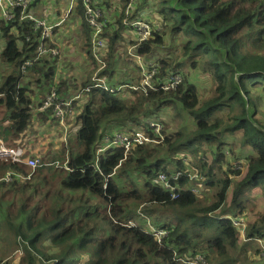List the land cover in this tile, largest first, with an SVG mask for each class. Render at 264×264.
I'll list each match as a JSON object with an SVG mask.
<instances>
[{
	"label": "trees",
	"instance_id": "16d2710c",
	"mask_svg": "<svg viewBox=\"0 0 264 264\" xmlns=\"http://www.w3.org/2000/svg\"><path fill=\"white\" fill-rule=\"evenodd\" d=\"M81 1L77 2L79 9ZM111 1L123 10L130 2ZM147 1L137 0L135 9ZM153 1L150 13L163 40L155 32L143 43L139 55H149V43L153 39L163 43L168 34L181 43L182 58L190 61L192 68L209 74L215 97L201 104L197 88L186 80L170 91L149 90L145 94L127 88L131 97L125 99L101 89L86 94L83 105L77 107L76 124L80 126L73 136L69 134L67 144L62 142L69 168H62L63 178L51 181L34 173L26 181H0V242L6 246L18 242L28 257L23 264H37L38 260L50 264H186V258L199 254L210 264H227L240 235L226 217L246 212L253 189L264 193V0ZM37 4L38 0L25 11L13 9L10 21L0 16V107L4 109L0 123H9L0 125V132L12 138L24 134L35 116L47 121L53 113L50 108L39 111L44 98L36 110L34 105L35 96L50 91L57 71L55 57L37 56L39 32L31 21L22 20L30 12L37 16ZM122 17L123 11L117 22L119 30L124 29ZM103 37L108 38L109 53L101 75L110 78L119 34L104 33ZM28 61L30 66L23 70ZM161 65L159 80L178 72L179 65L166 61ZM140 82L138 77L135 83ZM63 86L55 89L62 96ZM171 104L192 119L195 129L190 137H168L163 120V144L139 146L127 156L120 147L97 155L114 129H145L149 119L161 118L162 110ZM217 112L221 116L213 120ZM238 131L242 132L241 146L254 152L248 157L249 168L242 181L227 177L224 168L230 162L222 154L209 165L201 158L200 166H195L205 179L204 186L214 190L212 203L204 204L192 194L187 179L180 180L174 199L158 184L160 173L184 171L179 159L161 160L160 148L167 146L173 155L189 152L194 156L203 144L219 151L226 145L225 134ZM229 148L235 154L237 144ZM9 170L28 174L15 164L0 163V178ZM231 187L232 204L226 208ZM140 208L145 215L141 210L137 213ZM134 211L144 221L142 215L155 218V228L169 231L161 246L135 221ZM133 221L139 226H130ZM246 238L264 243V212L248 226Z\"/></svg>",
	"mask_w": 264,
	"mask_h": 264
},
{
	"label": "built area",
	"instance_id": "2783aa9c",
	"mask_svg": "<svg viewBox=\"0 0 264 264\" xmlns=\"http://www.w3.org/2000/svg\"><path fill=\"white\" fill-rule=\"evenodd\" d=\"M35 1L36 0H0V16L5 20L10 21L14 17L13 9L20 8L25 11L28 8H31ZM129 1L130 2L128 3L127 7L124 8V10L123 7H121L119 11L118 19L114 23L116 24L115 31H122L119 30V24L117 22L123 11L122 24L124 29H130L136 33V39L134 40L135 42L129 47L128 54L131 58L138 60L141 70V82L138 85L135 82L132 84L110 85L107 82V77L101 75V73L106 68L105 51H107V42L105 41L103 34L109 29V22L103 15L101 8L96 2H93V0H82L86 21L91 31V53L97 63V70L92 78L91 83L87 84L73 97L64 98L60 96L56 90H53L45 97L39 108L40 112L46 111L49 108L52 110L57 124L63 130L62 142L65 144L68 143L70 134L69 121H71L73 117H77V107H81L83 105L84 96H86V94H88L91 90L101 89L105 92L119 95L129 88L132 91H142L147 94L149 90H176L182 84L183 76L179 72L171 73V76L168 79L159 80V69L163 67L161 65V61L144 62L143 57L139 55V49L143 43L152 39L154 33L158 32L159 29L155 27L154 22L150 18H145V14L136 16V10L134 6L137 0ZM76 2L77 0H70L64 15L54 23H50L45 18L38 17L31 12L23 16L22 20L31 21L33 23L34 30L39 32V46L37 49L38 57H42L47 54H51L53 57H58L60 55V47L55 46L53 44L54 42L52 41L54 31L56 28L62 26L66 22L73 12ZM49 42L52 43L54 47L50 46ZM30 64V61L26 62L23 70H25L27 66H30ZM165 140L166 135L164 134L163 120L161 118L149 119L148 126L145 129H139L133 132L125 131V129L122 127L114 129L111 138H107L104 143L99 146L97 155L99 156L109 148L120 147L124 149V154L127 156L132 150L139 146L148 147L160 145L163 144ZM25 154V150L21 146H7L2 140H0V163H12L28 172L27 175H24L19 171L9 170L2 178H0L1 182L12 183L16 179L21 181L30 180L34 173L49 165L39 156H25ZM219 154H222L228 161L229 157L232 158L234 155L228 146L222 147V149L219 151L215 149L214 155L212 156L213 159ZM184 161H187V157L184 158ZM67 163L68 162L66 161L64 164H61L60 162L56 161L51 165L61 167V169L63 168L69 170ZM230 166L231 173H240L238 177L234 176L233 174H229L230 179H234V177H244L249 168L248 161L244 162L240 160L230 161ZM181 179H187L188 182L191 183V186L188 188V190L192 194L198 197L201 196L200 189L196 184L200 181L205 182V179L196 170L195 173H188L185 171H175L171 172V174L160 173L158 175L157 181L161 187L171 193L172 198L174 199L178 196V191L180 189L179 183ZM142 217L146 219V226L149 229L148 232L153 234L157 243L161 246L164 238L168 236L169 231L155 228L150 224L148 217L144 215H142ZM226 218L239 232L240 238L247 241L248 239L246 238V230L248 226L245 214L239 216H227ZM129 225L134 226L132 222H130ZM257 242L262 245L264 250L263 242L260 240ZM184 262L186 264H206L205 257L202 254L196 255L194 258H186Z\"/></svg>",
	"mask_w": 264,
	"mask_h": 264
},
{
	"label": "rangeland",
	"instance_id": "374dc122",
	"mask_svg": "<svg viewBox=\"0 0 264 264\" xmlns=\"http://www.w3.org/2000/svg\"><path fill=\"white\" fill-rule=\"evenodd\" d=\"M58 1L59 0L55 1L54 9L59 10V11H61L62 9L64 10L67 9L68 7L67 4L69 5L70 3V0H61L60 4L58 3ZM154 5H155V2L153 0H149L146 3L140 4V10L148 11ZM46 7L49 10H53L50 4H47ZM140 10H137V11L140 12ZM145 18L147 19L146 16ZM122 33H124L123 37H125L126 32L122 31ZM158 33L161 34L160 37L163 40L162 30L158 31ZM123 37H122V40L125 42L126 39ZM131 38H132V41L136 39V33L134 31H131ZM65 44L68 46L72 45V43L68 41L65 42ZM149 46L151 47L152 51L149 55L143 57L144 62L166 61V62H170L174 66L179 65V67H177L178 72H180V74L183 76L184 78L183 80L184 81L186 80L188 84L194 85L197 88L199 96H200L201 104H203L204 101L211 100L212 98L215 97V93H214L215 88H214L211 77L209 76L208 73L204 72L200 68L199 69L192 68L190 61H185L182 58V54H183L182 45L181 43H179V41L172 40L169 37V35L166 34V38H164L163 43H160V44L155 43L153 39L149 43ZM121 48L122 50L118 53L119 55H121L123 65L122 63L120 64L119 62H116V60H114L115 56L113 57V68H115L114 75L111 76L110 78H107V82L110 85H116L122 81L132 82L134 79L136 82L137 78L140 77V74H141L138 60L131 58L129 56L128 51L126 49V44L121 46ZM2 49H3V45H2V42L0 41V54L3 51ZM79 49L80 47L77 48V44H76L75 47L72 49V53L77 51V54L75 56H78V58L80 57L83 58V56L79 54L81 53ZM70 53L71 52H69V54ZM67 56L69 57V55ZM59 57L60 58L57 60V64H56L57 71L58 73H61V74L65 72L66 73L65 76L68 79H70L71 82L67 84V80H61L59 83H57L58 78L54 77V83L53 85L50 86V91L46 92L45 95L43 96L37 95L34 97L35 110L38 108V103L43 98L45 99V97L49 93H51L53 90L59 88L60 84H64V86L62 87L64 89V92L68 91L69 89H74L76 92L81 91L84 88L83 85L87 81L91 83L93 77L91 78L90 75L92 71H94V74H95L96 72L95 70H97L96 68L95 70L92 68L94 65H92L91 67H88L91 63L94 64L93 59L84 63L86 59L84 57V61L77 60L76 63H73V62H68L67 61L68 59L62 62L60 61L62 55ZM85 65L87 67H85ZM118 66H121V67H119L118 69ZM123 66L125 67V69L120 70L122 69ZM0 68H1V64H0ZM0 72H2V70H0ZM59 95L62 96L61 94ZM130 95L131 94L125 91V92L120 93L119 96L122 97V99H125V98H130L131 97ZM261 110L264 112V107H261ZM3 113H4V109L0 107V119L3 118ZM232 114H230V116ZM219 116H221V114L217 112L215 113L212 119L214 120L215 118ZM159 117H161V119L164 120V123L166 124L165 126V128L167 127L166 135L168 137H174V136L179 137L180 136L179 139L184 140L193 134L195 125L192 119L190 118L187 112L177 109L175 104H171L165 109H163ZM258 117H262V115H258ZM49 122H50V125H48ZM55 122L56 120L54 118L53 113L51 117L48 118L47 121H42L39 116H35L33 124L30 126V128L24 134H22L21 136L17 138H12L10 134L8 133L0 132V137L3 135L1 139L7 146L19 145L22 148H24L25 153H26L25 156H38L39 155V157L45 160V162L49 165H47L45 168L38 170L35 173V175L43 174L46 178H48L51 181L56 180L57 178L61 179L63 178L65 174L64 170L61 169V167L53 166L51 164L56 161L63 164L67 160V158H65L63 155L61 134L59 133V130L58 132H56L53 128L54 126H57L56 125L57 122L56 123ZM0 125L2 124L0 123ZM3 125L1 127L8 126L9 123L3 122ZM72 131H73V128H71V132H70L71 136H73L75 133V131L73 132ZM241 134L242 132L238 131L234 133H226L224 136L225 142H226L225 146L229 147L232 143L237 144V150L235 154L232 156V158L229 157V162L236 161V160L246 162L248 161V157L252 155L251 153L253 152V150L250 147L241 146L240 144ZM53 136H55L56 138L55 142L57 143V145L53 142L47 143V146L43 147L44 149L47 150V152L43 154V157H42V153L40 152H30L29 151V148L27 147L28 143L31 145V143L35 141L36 143L43 146V144L46 143L48 139H52ZM33 138L35 139L32 140ZM178 142H182V141H178ZM71 143H73V138H72ZM160 150H161V153H160L161 160H170L172 158H173L172 160L179 159V161L182 163V169L188 173L189 172L195 173V166H200L199 159L201 158H205L208 165L214 161L212 157L214 155V150H215L214 146H207L206 144H203L201 146V152L195 153L194 156L191 155L189 152H181V153L173 155L171 154V152L168 151L167 146L160 148ZM183 156L187 157L186 162L184 161V158L186 157H183ZM172 166L173 165H171V168H173ZM229 166L224 168V171H226L227 177L230 176L229 174H232L229 171ZM218 176L220 177V174ZM242 178L234 177L233 181L240 182L242 181ZM196 185L200 189V192H201V196L199 197L200 200H202L201 202H203L204 204L212 203L214 201V190H212V188H208L204 186V181L202 182L200 181ZM232 199H233V187H231V189L229 190L227 203L225 205L226 208H229L231 206ZM139 210H141L142 213L144 212L143 208H140L136 210L137 213L139 212ZM136 211H134L135 221L138 222L142 228L148 231L149 229L146 226V220L144 221L143 219L138 218ZM263 212H264V193L262 192L261 189H258V188L253 189L252 191H250V201L248 203V208L246 212L244 213L245 218L247 219V226L256 222L259 216ZM149 220H150V224L156 227L155 218L150 217ZM135 221H133L132 223L137 224ZM231 252H232V256L228 258L227 264H264V256H263L264 250L262 248V245H260L257 241H251V240L245 241L242 238H240L235 249L231 250ZM25 258H28V257L24 255L23 249L18 242L16 243V246H10V245L6 246V244L4 245L3 242H0V264H23L25 263L24 262ZM42 262L41 260H38L37 264H50V262L48 261L45 262V260H42ZM206 264H210V262L208 261L206 262Z\"/></svg>",
	"mask_w": 264,
	"mask_h": 264
},
{
	"label": "crops",
	"instance_id": "0c3cea01",
	"mask_svg": "<svg viewBox=\"0 0 264 264\" xmlns=\"http://www.w3.org/2000/svg\"><path fill=\"white\" fill-rule=\"evenodd\" d=\"M55 1L56 0H38L37 16L45 18L50 23H54V22L58 21L64 15L66 9L65 10L62 9L61 11L55 10L54 9ZM60 1L61 0L58 1L59 4L61 3ZM77 2H78V0H77ZM77 2H76V5H75L73 12L69 16V18L66 20V22L62 26L55 29L52 41L54 42L53 44L55 46L60 47L59 48V51H60L59 56L62 55L60 61L63 62V61L68 59L67 60L68 62L76 63L77 60L84 61V57H85L86 59H85L84 63H86L87 61H90L93 59L94 64L91 63L88 67H91L92 65H94L92 68L95 70V68L97 67V63H96L92 53L90 52L91 31H90L88 24H87V21H86L82 1H81L80 9H79V5ZM93 2H96L98 4V6L101 8V10L103 12V15L105 16V18L109 22V29L105 33L106 34H115V33L119 34V38L115 41V47H114L115 59L114 60H116V62H119L121 64L122 58H121V55H119V53H118L122 50L121 46L126 44V49L128 51L129 47L135 42V41H132L130 29L122 30L123 32H126L125 37H123L124 33H122V31H120V32L115 31L116 24H114V23L118 19V14H119V11L121 9V6L114 4L111 0H93ZM47 4H50L53 10L47 9V7H46ZM140 4L135 9L136 10L135 15L137 16L140 14H145L146 17L150 18L154 22L155 27H156L158 25V23L154 19L153 15H151V13H150V10L151 9L153 10V8H151L148 11H145V10L141 11L140 10ZM67 6H68V4H67ZM137 10H140V12H138ZM122 37L126 39L125 42L122 40ZM104 38H105V41L107 42L108 38H106V37H104ZM67 41L72 43V45L71 46L66 45L65 42H67ZM76 44H77V48L80 47L79 50L81 53H79V54H81L83 56V58L82 57L78 58V56H75L77 54V51L72 53V49L75 47ZM69 52H71V53L69 54ZM108 53H109V48L107 45V51H105V55H107ZM67 55H69V57ZM116 55H118V56H116ZM59 56L55 57L56 63H57V60L60 58ZM122 65H123V63H122ZM85 67H87V66L85 65ZM119 67H121V66H118V69H119ZM60 69H61V67H60ZM114 69L115 68H113V72H114ZM124 69H125V67L123 66L122 69H120V70H124ZM65 74H66L65 72L62 74L58 73V71L56 72L55 77L58 78L57 83H59L61 80H67V84H69L71 82L70 79H68L65 76ZM93 74H94V71H92V73L90 75L91 78L93 77ZM91 78H90V80H91ZM133 82H135V79L132 82L122 81L116 85H120L123 83L132 84ZM76 93L77 92L74 89H69L68 91L64 92L63 97L64 98H71ZM48 125H50V122L48 123ZM56 125L57 126H54L53 128L56 132H58V130H59V133L61 134V139H62L63 130L57 123H56ZM79 126L80 125H76V117H73L71 119V121H69V128H70L69 132H71V128H73V131H76L79 128ZM34 139L35 138H33L32 140H34ZM32 140H30V141H32ZM55 141H56V138H55V136H53V138L48 139L46 141V143L43 144V146H41L40 144H38L34 141L31 143V145L28 143L27 147L29 148L30 152L42 153V157H43V154H45L47 152V150L44 149L43 147H46L47 143H51V142H53L57 145V143ZM251 154H253V152Z\"/></svg>",
	"mask_w": 264,
	"mask_h": 264
}]
</instances>
